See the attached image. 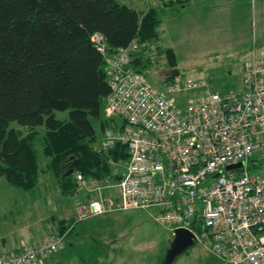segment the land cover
Listing matches in <instances>:
<instances>
[{
	"label": "built area",
	"instance_id": "2783aa9c",
	"mask_svg": "<svg viewBox=\"0 0 264 264\" xmlns=\"http://www.w3.org/2000/svg\"><path fill=\"white\" fill-rule=\"evenodd\" d=\"M91 36L105 58L104 116L113 123L94 149L120 143L127 153L107 185L89 186L92 180L72 173L77 188L89 192L81 217L150 208L172 232L190 230L220 264H264V51L252 47L244 60L241 92L222 94L204 78L179 76L157 91L130 65L136 40L104 52L103 36ZM188 90L202 92L180 107L167 94ZM65 236L23 245L0 264H29L62 249Z\"/></svg>",
	"mask_w": 264,
	"mask_h": 264
},
{
	"label": "trees",
	"instance_id": "16d2710c",
	"mask_svg": "<svg viewBox=\"0 0 264 264\" xmlns=\"http://www.w3.org/2000/svg\"><path fill=\"white\" fill-rule=\"evenodd\" d=\"M160 22L155 8L141 12L120 0H0V177L32 189L42 156L45 170L65 193L78 190L74 171L93 182L115 181L121 170L112 166L127 152L120 143L105 152L94 149L113 123L104 116L105 58L91 35L103 36L104 52L131 40L137 48L158 37ZM133 54L130 65L139 70ZM58 110H67V118H56ZM12 120L26 132L9 127ZM38 125L44 130L40 149L35 146ZM74 160L72 173H65ZM65 230L60 227L58 233Z\"/></svg>",
	"mask_w": 264,
	"mask_h": 264
},
{
	"label": "rangeland",
	"instance_id": "374dc122",
	"mask_svg": "<svg viewBox=\"0 0 264 264\" xmlns=\"http://www.w3.org/2000/svg\"><path fill=\"white\" fill-rule=\"evenodd\" d=\"M135 7L138 10L148 7L158 10L161 21L158 41L172 45L173 66H170L171 59L166 52L170 47L145 49L143 64L137 66L145 80L157 91L164 90L170 80L165 77L174 73L173 76L182 80L204 78L207 88L222 94L241 92L244 60L250 56L252 47L256 52L264 51V0H212L202 8L147 0L145 5ZM201 92L188 90L167 94L174 105L180 107ZM55 117L67 118V110L55 111ZM120 120L116 116L113 122ZM12 126L23 132L27 130L25 125L14 120L9 123V127ZM36 128L39 134L35 146L40 149V134L44 130L42 125ZM45 161L46 158L39 156L38 182L33 189L24 190L22 201L18 202L22 205L18 208L24 207L26 211L23 220L33 215L47 227V217L66 213L77 225L70 235L65 236L64 244L76 237L75 252L78 255L107 253L119 259L120 250V264H160V260L167 264L164 259L173 240L172 228L157 221L153 217V209L111 211L85 221L78 220L77 207L86 200L89 194L87 188H80L72 194L60 192L54 176L45 171ZM124 165L123 161H118L113 164L112 170L118 172ZM89 183L91 186L111 182ZM55 204L58 211L54 209ZM68 248L67 245L65 250ZM168 264H220V260L205 243L196 239Z\"/></svg>",
	"mask_w": 264,
	"mask_h": 264
},
{
	"label": "crops",
	"instance_id": "0c3cea01",
	"mask_svg": "<svg viewBox=\"0 0 264 264\" xmlns=\"http://www.w3.org/2000/svg\"><path fill=\"white\" fill-rule=\"evenodd\" d=\"M125 2L133 8L135 5H145L147 0H120ZM212 0H187V1H175L168 2L170 4L177 3L181 7H204L206 3L211 2ZM167 3V4H168ZM136 8V7H135ZM149 8V7H148ZM137 9V8H136ZM147 9V8H146ZM145 9V10H146ZM138 10V9H137ZM145 10H138L145 12ZM225 14V13H224ZM161 23V22H160ZM159 23V25H160ZM158 25V26H159ZM157 26V33H158ZM158 33V37H159ZM158 37L154 40H149L144 43H139L138 47L135 50L133 57L136 59L135 64H143L145 54V49L147 48H158V47H170L172 45L166 44V42L158 41ZM258 52H261L258 51ZM141 58V59H140ZM46 171V170H45ZM48 172V171H46ZM49 173V172H48ZM55 178V177H54ZM57 187H59L57 180L55 179ZM23 188L11 185L6 178L0 177V256H6L7 254L18 252V250L23 247V245H29L30 243L38 242L44 238L51 237L52 235L59 234L58 231L60 227L66 229V236L72 233V229L75 225V221H72V218L69 215L59 213L56 215H51L45 219L48 222L47 227H44L41 219L38 221L35 217H29L23 220V214L26 213L25 208H18V202L22 199V193L24 192ZM33 189V188H32ZM31 190V189H26ZM60 192L64 193L59 187ZM87 199V198H86ZM86 201V200H85ZM80 202L77 207L78 211V220L85 221L89 218L97 217L99 214L94 216H85L81 217L80 206L85 204ZM56 204L58 205L57 201ZM55 204V206H56ZM22 206V205H21ZM57 206L54 207V209ZM58 211V210H57ZM103 214V213H102ZM70 225V226H69ZM76 238V237H75ZM75 238L72 237L71 241L68 244L64 245L62 249L52 251L47 253L41 258L31 261L29 264H120V250H119V259H115L114 256L105 253L95 255H78L76 250ZM68 245V249L66 246ZM75 252V254H74Z\"/></svg>",
	"mask_w": 264,
	"mask_h": 264
},
{
	"label": "water",
	"instance_id": "95a60500",
	"mask_svg": "<svg viewBox=\"0 0 264 264\" xmlns=\"http://www.w3.org/2000/svg\"><path fill=\"white\" fill-rule=\"evenodd\" d=\"M76 160L72 161L71 164L66 165L67 171L65 173H72L73 167ZM236 165H239L236 164ZM231 167V166H230ZM193 233L185 228L178 227L173 232V240L168 248V252L165 256L164 262L168 264V262L173 259L181 250L190 246L195 239H193Z\"/></svg>",
	"mask_w": 264,
	"mask_h": 264
}]
</instances>
